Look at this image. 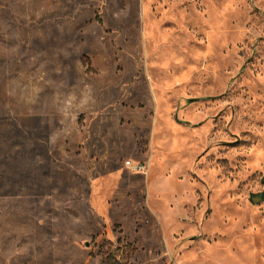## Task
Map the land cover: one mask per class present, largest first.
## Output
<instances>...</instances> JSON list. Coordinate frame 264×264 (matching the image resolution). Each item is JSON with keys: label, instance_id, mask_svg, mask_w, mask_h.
<instances>
[{"label": "rangeland", "instance_id": "1", "mask_svg": "<svg viewBox=\"0 0 264 264\" xmlns=\"http://www.w3.org/2000/svg\"><path fill=\"white\" fill-rule=\"evenodd\" d=\"M263 191L264 0H0V264H264Z\"/></svg>", "mask_w": 264, "mask_h": 264}, {"label": "water", "instance_id": "2", "mask_svg": "<svg viewBox=\"0 0 264 264\" xmlns=\"http://www.w3.org/2000/svg\"><path fill=\"white\" fill-rule=\"evenodd\" d=\"M251 202L254 204H258L264 201V191L261 193H257V194H252L251 195ZM88 246V244H87Z\"/></svg>", "mask_w": 264, "mask_h": 264}, {"label": "built area", "instance_id": "3", "mask_svg": "<svg viewBox=\"0 0 264 264\" xmlns=\"http://www.w3.org/2000/svg\"><path fill=\"white\" fill-rule=\"evenodd\" d=\"M127 165H128L130 168H132L134 171H137V172H139V171L142 172V171L145 170V168H144L143 166H141V165H132L130 162H128Z\"/></svg>", "mask_w": 264, "mask_h": 264}]
</instances>
